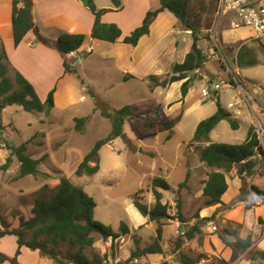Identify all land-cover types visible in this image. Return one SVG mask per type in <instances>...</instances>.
<instances>
[{"label":"crops","instance_id":"obj_1","mask_svg":"<svg viewBox=\"0 0 264 264\" xmlns=\"http://www.w3.org/2000/svg\"><path fill=\"white\" fill-rule=\"evenodd\" d=\"M11 1L0 0V45L5 51L9 69L17 71L32 85L40 101H45L51 90H53L54 107L58 102L59 104L63 103L62 107H66L81 100V97L84 96L81 87L86 85L89 90L90 86L89 79L83 73L79 74L78 70L84 71L79 67H82L86 59L90 58L92 59L90 63L96 66V70L102 69L111 75H116L123 84L142 82L151 95H157L160 98L158 107L164 112L174 113L185 107L178 124L182 122L186 111L187 115H199L192 126L193 136L197 124L204 119V116L201 115V106L198 105V97L201 96L199 94L204 83L198 73L209 78L214 77L211 71L204 67L206 62L214 60H206L201 69L192 73L196 76V80L191 82L185 96L182 97L180 87L184 80L173 82L165 88L149 89L148 77L156 76L161 80L166 75H170L173 66L183 62L192 45L191 34H186L188 29L170 12L166 10L160 12L151 23L149 33L142 36L136 46L133 47L122 42L124 37L141 25L148 11L160 6L159 0H117L120 3L118 8L114 7L111 0H95L94 5L97 10H108L101 15L100 22L115 24L121 31V37L115 43L95 40L90 37L94 16L85 6L84 0H32L33 28L27 32L16 47L13 46L11 35ZM217 3V0H189L188 3L189 15L198 17L197 45L204 55L213 48L208 38V32L215 19ZM228 19V16L224 17L220 26L222 29L231 31L232 38L234 36L237 38L236 33L232 32L235 31V25ZM248 30L253 33L250 28ZM62 34L84 35L81 46L66 56L68 64L77 71L76 74H65L63 60L56 50L46 47L36 40L39 35L55 41ZM238 41L240 44L237 46H228L223 42L221 47L225 60L235 68H238L237 53L246 39L241 40L239 37ZM216 75L219 78L223 77L222 72H218ZM9 78L13 79L10 75ZM5 110L6 108L2 113ZM134 111L141 113L144 117L148 118L149 116L147 109L141 108ZM41 114L46 116L44 113H39V115ZM49 115L50 112L46 117L48 118ZM163 120L166 119L153 121ZM237 120L238 116L234 118L236 127H238ZM40 122L44 123V120L40 118ZM215 128L209 134L210 142L213 143L217 139V136L214 135ZM123 133L127 140L135 138L130 131L129 121L123 125ZM154 137L157 138V134ZM154 146L156 148L140 145L139 149V151L153 150L149 153L152 156V161L149 165L150 171L146 176L149 179V184L153 178H161L166 181L174 168L183 171L186 182L185 186L179 190L182 216L180 221L186 231L194 224L198 225L199 234H196L192 239H184L176 247L175 241L179 237L175 234L176 228L173 220H161L162 232L159 245L163 252L141 256L139 264H184L181 260L193 261V264H264V260L259 258L264 255V196L256 195L250 188L254 186L264 192V163L257 162L253 173L250 176H243L244 182L237 174L239 165H234L229 172L225 173L227 189L221 196L222 205H206V198L202 195L203 187L207 181L208 173L215 169L209 168L199 161L197 147L205 145L191 144L190 142L186 145H178L180 148L182 147V150L176 153L173 163L164 157L162 153L165 150L164 147L160 152L157 148L158 145ZM98 166L97 173L88 177L96 176L101 172L99 163ZM149 184L144 190L148 189ZM169 186L173 192H169L170 195H167L168 191H162V202L172 206L173 203L175 204L177 187L170 184ZM145 193L146 195H144ZM145 193L141 197V203L150 209L153 207L154 199L150 192ZM125 209L130 213V219L117 220V223L121 224L122 230L120 229L118 233L116 229L111 228L118 234V237L114 240H97L91 247L93 250L91 256L101 258L104 264L125 261L135 249V242L139 249H142L152 243L156 237V224L137 211L132 198ZM197 221L200 222L197 223ZM207 221L214 222L216 231H209L205 226ZM101 223L110 227L112 220ZM145 228H154V235L149 240L142 234ZM225 231L230 233L227 234ZM221 235L228 241H234L236 238H249L251 246L242 252L235 261H230L231 250L224 245L220 239ZM17 248L15 236L7 235L0 238V253L12 257ZM123 248L127 250L122 252ZM17 261L18 264H70L41 257L37 251L25 247L20 248Z\"/></svg>","mask_w":264,"mask_h":264},{"label":"trees","instance_id":"obj_2","mask_svg":"<svg viewBox=\"0 0 264 264\" xmlns=\"http://www.w3.org/2000/svg\"><path fill=\"white\" fill-rule=\"evenodd\" d=\"M94 1L84 0L85 6L94 16L90 37L109 43L117 42L121 37L119 27L115 24L100 22L101 15L108 10H97ZM111 1L115 8L120 6L119 1ZM159 2L160 6L157 9L148 11L141 25L124 37L122 42L133 47L136 46L139 39L149 33V27L156 16L165 10L170 12L185 28L191 31L192 45L189 52L185 55L183 62L173 66L170 75H166L161 80L156 76L148 77L150 81L149 89L153 90L156 87L165 88L173 82L184 80L180 87L181 96L184 97L191 82L196 80V76L192 75V73L197 69H201L206 62L205 55L197 45V34L199 31L198 17L189 15V0H159ZM31 6L32 0L11 1V35L14 47L33 28ZM36 40L40 44L56 50L63 60L65 74H76L74 68L68 64L66 56L75 52L81 46L84 35L62 34L55 41L38 35ZM245 50L244 45L239 49L236 57L237 65L239 67H245L257 64L255 59L248 58V52ZM8 65L5 51L2 45H0V117L2 111L12 105L21 107L25 112L48 114L54 106L53 90L48 93L45 101H40L32 85L17 71L10 70ZM10 72L12 73L13 83L9 78ZM91 95L95 99L97 106H101L102 102L98 101L92 92ZM215 103V112L197 124L190 141L191 144L197 143V145H205L197 147L199 161L203 162L207 167L215 169L208 173L207 181L203 187L202 195L206 198V205H222L221 196L227 189L225 173L229 172L234 165H239L237 174L242 182H244L245 178L243 177V173L246 176H250L256 165L254 161L248 160V158L254 155L255 152L260 151L252 129L248 130L245 140L240 144L210 142V132L222 120L226 119L233 129L237 128L236 124L230 121L228 113L219 106L217 101ZM99 110L100 116L110 121L111 130L105 138L95 142L91 150L82 158L74 171L77 177L83 175L91 176L97 173L99 169L98 152L100 148L116 138H125L123 133V125L125 122L129 121L130 131L135 139L141 140L153 137L159 133H171L181 118V115H177L170 120L153 121L144 117L141 113H136L130 106H124L111 112L104 108H100ZM86 120L87 118H74V130L81 132ZM2 128L0 119V132ZM168 139L169 135L166 137V140ZM27 144V142H24L18 146H13L4 141L3 145L9 151V155L0 166V170H7L12 162V157H14L18 162L19 178L38 174L37 166L39 161L26 154ZM93 159L96 162L94 165H91ZM185 182L186 180L177 186L175 192V208L173 209L175 215L173 216L170 213L169 205L162 202V191H171V187L164 179L153 178L150 181L148 189H139L132 196V202L137 211L142 216L147 217L149 221L156 224V237L152 243L142 249H139L135 242V249L129 254V257L123 262L113 264H128L133 258H140L147 254H161L163 252L159 245L162 232L161 220L171 218L182 220L179 190L185 186ZM250 188L256 195L264 196V192L258 190L256 187L251 186ZM144 192H150L153 196L154 204L150 209L141 203L140 195ZM95 206L94 200L81 187L72 184L67 178L60 177L56 191L50 199H36L30 210V218L27 220L20 218L18 228H9V225L0 217V226L2 227L0 229V238L7 235L15 236L18 247L12 257L0 253V264L4 262L18 264L17 257L22 247L37 251L41 257L51 258L59 263L104 264L103 260L97 256H91L89 258L82 254L83 249L93 246L95 243V235L101 238V240H114L118 237V234L111 227L105 226L93 219ZM199 222L197 221V223ZM198 228V225L194 224L185 232L184 237L177 238L175 241L176 247L184 239H192L196 234H199ZM27 232L32 233L29 239L26 238ZM225 232L228 234L229 231ZM220 239L231 250L230 261H235L242 252L251 246L249 238H236L234 241H228L221 235ZM61 243H66L70 246L76 245L78 250L75 252L68 250L64 254L57 253L56 248ZM259 258L264 260V255H261ZM181 262L184 264H193V261L181 260Z\"/></svg>","mask_w":264,"mask_h":264},{"label":"rangeland","instance_id":"obj_3","mask_svg":"<svg viewBox=\"0 0 264 264\" xmlns=\"http://www.w3.org/2000/svg\"><path fill=\"white\" fill-rule=\"evenodd\" d=\"M227 16L228 20L235 25V31L232 32L236 33L237 38L235 36L232 38L231 31L219 26L215 37L216 43L220 47L223 42L228 46H237L240 44L238 43L239 37L241 40L246 39L242 44L246 48L245 51L248 52V58L255 59L257 64L245 67L237 65L238 68H235L230 63V66L242 78L256 82L264 88V40L256 39L253 33H250L248 28L242 25L237 16L232 14ZM208 38L212 45L209 36ZM209 40L207 41L209 42ZM90 62L92 59L87 58L82 67H79L84 71L78 70L79 74L81 72L89 79V90L86 85L81 87L86 90L82 92L84 100L75 101L66 107H62L63 103L59 104L58 102L50 110L48 118L47 114L43 116L37 112H25L16 105L6 107L5 112L1 114L3 128L0 132V166L9 155V151L3 145L4 141L13 146L27 142L26 154L39 161L38 174L33 176L19 178L18 162L14 157L7 169L8 172L0 170V217L9 225V228H18L20 218L24 220L30 218V210L34 201L50 199L56 191L58 179L64 177L72 184L81 187L94 200L96 208L93 219L100 223L112 220L110 227L119 233L121 224L117 223V220L130 219V213L127 212L125 206L130 203V199L139 189H145L149 184V179L146 176L150 171L149 165L152 161V156L149 153L153 150L139 151L140 145H148L153 148H156L154 145H158L157 148L160 152L164 147L165 150L162 152L164 157L173 163L176 153L182 150V147L180 148L178 145H186L190 142L192 126L199 115H187L186 111L182 122L176 125L169 134L159 133L157 138L153 136L141 140L135 138L127 140L126 137L124 139L116 138L106 144L109 146H102L98 152L101 172L92 177L75 176L74 171L82 158L91 150L95 142L105 138L111 130L110 121L100 116V108L110 112L124 106H130L133 110L147 109L150 120H161L162 118L170 120L176 115L183 114L185 110L184 107L174 113L164 112L158 107L160 98L157 95H151L142 82L123 84L116 75H111L102 69L96 70V66ZM204 67L213 74L214 77L211 78L213 83L223 85L227 82L229 76L220 61H208ZM218 72H222V78L217 77ZM10 77L12 79L11 72ZM11 82L13 83V79ZM91 92L98 101L102 102L101 106H97ZM216 98L219 106L226 113L228 112L227 104L239 100L233 86L221 88L216 93ZM198 100L204 119L211 116L216 110V103L212 99L201 100V96L198 97ZM40 118L44 120V123L40 122ZM74 118H87L81 132L74 130ZM229 118L234 122L232 116ZM237 121L236 129H233L229 121L225 119L219 122L214 130V135L217 136L215 143H242L248 130L252 129L253 119L250 117V113L242 108ZM167 135H169V139L165 140ZM95 162L96 160L93 159L91 165H94ZM262 163H264V159ZM185 180V173L179 168H174L166 182L176 188L177 184ZM169 192L173 191H168L166 194L170 195ZM169 207L171 215H175L173 212L175 207L170 205ZM105 226L109 225L105 224ZM0 229H2L1 226ZM142 234L149 240L154 235V228H145ZM31 235V232H27L26 238L29 239ZM97 240H101V238L95 235V241ZM68 250L75 252L78 247L61 243L56 248V252L61 254ZM124 250L127 249L123 248L122 252ZM82 254L90 258L93 255V250L91 247L85 248L82 250Z\"/></svg>","mask_w":264,"mask_h":264},{"label":"built area","instance_id":"obj_4","mask_svg":"<svg viewBox=\"0 0 264 264\" xmlns=\"http://www.w3.org/2000/svg\"><path fill=\"white\" fill-rule=\"evenodd\" d=\"M217 2L215 21L208 32L213 48L205 55V58L206 60L220 61L229 78L223 85H219L218 83H213L208 76L196 71L204 83L200 90V95L204 100L212 99L216 101V93L221 88L234 87L239 100L227 104V113L233 118H237L242 108H245L250 113V117L253 119L252 130L260 151L255 152L248 160L257 163L264 159V88L260 84L246 80L238 75L236 70L225 60L222 49L216 43L215 37L221 21L227 15L232 14L238 17L243 26L253 31L256 39L264 40V0H217ZM186 34H191V31L187 30ZM81 91L85 92L86 90L82 88ZM83 99L84 96L81 97V100ZM245 175L243 173V176ZM172 206L175 207V204L173 203ZM171 220L175 224L176 236L179 238L184 237L186 230L183 229V223L180 219L171 218ZM205 226L210 232L216 231L215 224L212 221H207ZM139 262V258H133L128 264H139Z\"/></svg>","mask_w":264,"mask_h":264},{"label":"water","instance_id":"obj_5","mask_svg":"<svg viewBox=\"0 0 264 264\" xmlns=\"http://www.w3.org/2000/svg\"><path fill=\"white\" fill-rule=\"evenodd\" d=\"M226 120V119H225Z\"/></svg>","mask_w":264,"mask_h":264}]
</instances>
